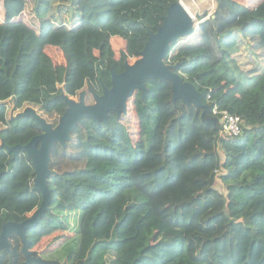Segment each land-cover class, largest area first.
I'll use <instances>...</instances> for the list:
<instances>
[{"label": "trees", "instance_id": "16d2710c", "mask_svg": "<svg viewBox=\"0 0 264 264\" xmlns=\"http://www.w3.org/2000/svg\"><path fill=\"white\" fill-rule=\"evenodd\" d=\"M177 1L2 0L0 231L42 202L32 161L8 150L43 132L19 114L33 108L56 127L67 109L62 94L79 100L86 91L94 103L104 84L111 88V69L121 73L141 57L149 31ZM244 1L215 0L214 12L200 15L199 28L166 59L203 93L208 116L215 103L239 115L241 134L221 136L202 108L173 103L169 81L148 80L128 114L110 112L108 124L84 119L66 146L54 145L51 209L27 231L35 255L64 264H264V0ZM207 71L219 83L203 86ZM224 84L239 86V104L220 92ZM79 211L71 235L70 216ZM152 223L162 230L146 233ZM10 241L0 264H22L20 236Z\"/></svg>", "mask_w": 264, "mask_h": 264}, {"label": "water", "instance_id": "95a60500", "mask_svg": "<svg viewBox=\"0 0 264 264\" xmlns=\"http://www.w3.org/2000/svg\"><path fill=\"white\" fill-rule=\"evenodd\" d=\"M195 20L196 18L181 1L171 4L158 30L149 31V40L141 57L133 64L126 61L121 73H117L112 68L111 88L104 84L103 93L94 94V103L87 104L86 91L81 92L79 100H74L65 94L61 95L67 104V109L56 127L37 114L33 108H27L19 114V117H32L41 126L43 132L33 137L27 144L8 147V150L13 153V159H17L19 151L22 150L32 161L36 174L34 188L41 192L42 202L32 215L23 221H8L2 225L0 251L12 252L10 240L16 234L23 243L25 261L22 264H64L35 255L27 236V231L36 227L51 209L52 191L49 178L53 173L50 169V161L54 145L60 143L66 146L71 138V132L79 124H83L84 119H93L96 123L103 120L108 124L110 112H116L119 117L128 114L130 99L137 90H141L145 98L148 92L146 85L148 80L169 81L175 105L179 100L187 105L194 104L202 108V118L206 123L218 124L217 118L208 116L209 105L203 102V93L193 83L184 81L181 74L174 70L176 65L166 63L171 45L180 38L192 35L199 28L201 21Z\"/></svg>", "mask_w": 264, "mask_h": 264}, {"label": "rangeland", "instance_id": "374dc122", "mask_svg": "<svg viewBox=\"0 0 264 264\" xmlns=\"http://www.w3.org/2000/svg\"><path fill=\"white\" fill-rule=\"evenodd\" d=\"M244 1V0H243ZM245 2V1H244ZM185 7H187V9L191 12V14L196 18V22H198V17L202 14H204V12H208V14L210 15L211 13L214 12L215 8H216V2L215 0H185ZM4 18V8H3V2L2 0H0V21H2ZM193 54L195 57L200 58L203 55V52L200 50H195L193 51ZM52 55L56 58V60L58 62H62L63 61V54L54 49ZM193 63L190 64V67L192 66ZM204 69H200L198 70V73L203 72ZM210 70V69H209ZM208 70V71H209ZM207 71V72H208ZM210 72V71H209ZM209 72L207 73V76L203 79H201V83L203 86L207 87V84H216L219 83L218 79H215L213 77L209 76ZM182 73L185 74L186 76H194L196 73L193 71H188V69L186 70H182ZM225 86H221V90L220 92L222 94L226 95V99L228 100V102L234 103V104H239L242 101L241 95L239 94V86L236 85L234 87H229L230 85L228 84H224ZM134 128L136 127V125H134ZM216 186L222 190L225 191V185L221 182L220 178L217 179L216 182ZM81 212H76L74 215L70 216V222H71V229L68 231L71 235L75 234V228H76V224L78 223V218L80 217ZM78 217V218H77ZM152 230H162V227L158 225V223H152L151 226L149 227V229L146 230V233ZM43 247L41 248H45L47 244H49L51 242V239H47L43 241ZM139 246V242L134 243L133 248H137ZM49 256V255H48ZM51 259H47V260H52Z\"/></svg>", "mask_w": 264, "mask_h": 264}, {"label": "built area", "instance_id": "2783aa9c", "mask_svg": "<svg viewBox=\"0 0 264 264\" xmlns=\"http://www.w3.org/2000/svg\"><path fill=\"white\" fill-rule=\"evenodd\" d=\"M182 3L184 4L183 1ZM208 99L211 100V95H208ZM213 114L217 118L221 136L223 134H228L229 136H238L241 134L242 119L239 115L232 114L226 109L221 110L216 103L213 106Z\"/></svg>", "mask_w": 264, "mask_h": 264}, {"label": "clouds", "instance_id": "9594fccd", "mask_svg": "<svg viewBox=\"0 0 264 264\" xmlns=\"http://www.w3.org/2000/svg\"><path fill=\"white\" fill-rule=\"evenodd\" d=\"M180 1H181V0H180ZM182 1H183L184 4H185V0H182ZM182 1H181V2H182ZM184 4H183V5H184ZM185 5H186V4H185ZM185 5H184V6H185ZM186 8H187V7H186ZM188 11H189V10H188ZM189 12H190V11H189ZM190 13H191V12H190ZM198 22H199V21H198ZM213 117H215V116H213ZM215 118H216V117H215Z\"/></svg>", "mask_w": 264, "mask_h": 264}]
</instances>
